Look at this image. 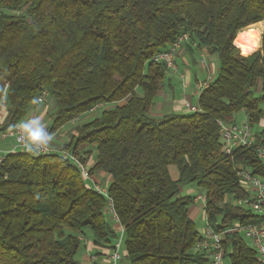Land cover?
<instances>
[{"label":"trees","instance_id":"1","mask_svg":"<svg viewBox=\"0 0 264 264\" xmlns=\"http://www.w3.org/2000/svg\"><path fill=\"white\" fill-rule=\"evenodd\" d=\"M264 21V0H0V131L20 123L47 92L53 136L103 103L78 125L61 149L94 146L92 175L105 173L128 264H205L194 247L201 233L190 215L194 196L206 191L205 214L217 231L234 221L264 224V216L229 203L244 198L239 171L264 173L255 147L223 151L220 120L243 110L262 125L264 144V32L261 47L243 54L234 41ZM219 57L215 78L197 109L153 115L169 68L153 57L177 35ZM263 136V139L261 138ZM171 165L178 167L175 178ZM97 194L76 165L59 152L5 154L0 162V264H80L81 236L110 249L118 237ZM231 264H257L256 252L238 233L223 242Z\"/></svg>","mask_w":264,"mask_h":264},{"label":"built area","instance_id":"2","mask_svg":"<svg viewBox=\"0 0 264 264\" xmlns=\"http://www.w3.org/2000/svg\"><path fill=\"white\" fill-rule=\"evenodd\" d=\"M185 43H195L191 40L188 32H183L177 35L175 41L165 50L157 53L153 60L164 62L169 69L177 70L176 56L178 51ZM208 84H203L201 89L207 87ZM7 90L8 84L5 85L0 102V119L3 107L7 105ZM47 92L44 91L38 98L37 103L41 104L45 101ZM106 105L99 103L94 105L87 113H96ZM196 110V109H194ZM74 119L72 122L76 121ZM220 138L223 151L231 154L234 149L239 147H255L257 157L264 163V144L257 142V137L260 134L259 129L249 122V117L246 115L245 120L241 123L236 120H220ZM6 138L14 137L17 146L21 151L28 152L34 155H46L53 152H59L62 157L77 166L82 176L89 181L92 189L106 199L105 213L120 225V235L115 239L113 246L104 253V264H119L123 258L124 233L125 229L120 224L116 213L113 199L109 192V184L107 182H99L94 179L91 173V166L80 159L73 151L65 149H56L51 147L50 139L45 140V136H50L49 128L43 130L42 137L36 140H30L29 127L22 128L21 124H17L8 131L2 132ZM263 139V136H261ZM28 146L33 148L28 150ZM5 154L0 150V162L3 161ZM241 185L247 196L244 198H235L234 206L248 211L252 214L264 216V173L255 172L252 168H243L239 171ZM204 199L203 194H197L193 198V204H198ZM234 232L241 234L247 244L256 252L258 259L257 264H264V224L259 223H242L234 221L221 231L215 230L207 221L204 231L201 233L194 250L196 253L203 255L207 260L205 264H225L227 257L224 247V240L227 233ZM84 236L81 239L84 241ZM91 264H98L97 256L91 257Z\"/></svg>","mask_w":264,"mask_h":264},{"label":"crops","instance_id":"3","mask_svg":"<svg viewBox=\"0 0 264 264\" xmlns=\"http://www.w3.org/2000/svg\"><path fill=\"white\" fill-rule=\"evenodd\" d=\"M258 23L264 24V21H260ZM241 32H239V34ZM259 45L261 47V42ZM176 64L177 70H168L167 79L158 93V97L153 109V115L156 117H163L165 115L174 113L185 114L193 112L194 109H197L198 99L201 92L203 91V89H201L202 85L209 84V82H211L217 75V72L219 70V57L217 54L210 53L206 48H202L196 43H185L177 53ZM47 109V106L41 107V104L31 105L25 116L21 119L19 124L25 122L29 123L30 140L41 138L43 130L51 124L47 123L45 120L49 115ZM241 111L245 114L246 117V113L243 110ZM2 120L3 117H1L0 122ZM31 121H37V123H31ZM259 126L261 127L262 125ZM65 138L66 137H64L63 139ZM56 140L57 139L55 135L51 140L53 148L61 149L64 143L59 144L58 142H56ZM0 150L4 154H7L9 152L19 151L20 148L17 146L14 137L6 138L0 131ZM80 151L82 152V155L87 158V163L92 166L95 162V147L86 145L83 146ZM178 175L179 172L177 173L175 178H177ZM93 177L99 182L107 183H109L110 179L107 174L99 172L94 173ZM181 190L182 193L184 191L183 194H186V189L183 190V188H181ZM188 193L193 196L197 195L192 187H190ZM190 210L195 211L194 204L190 206ZM111 220L113 221V225L114 227H116L117 232H119L120 225L116 223L112 218ZM106 252L107 249L100 248L93 243L92 236L90 233H88L87 235H85L82 244V252L80 253V257L78 259L80 261V264H91V257L93 255H96L98 264H104V253ZM124 254L125 252H123L122 260L124 259ZM227 259H229V264H231L229 257L225 258V264H227ZM125 264H128L127 260Z\"/></svg>","mask_w":264,"mask_h":264},{"label":"rangeland","instance_id":"4","mask_svg":"<svg viewBox=\"0 0 264 264\" xmlns=\"http://www.w3.org/2000/svg\"><path fill=\"white\" fill-rule=\"evenodd\" d=\"M258 49V48H257ZM256 49V50H257ZM255 51V50H254ZM40 105V104H38ZM48 107V118L45 119L47 123H51L52 122V119H53V114H54V109L52 107V102L51 100L50 101H44L43 103H41V107ZM30 108V107H29ZM263 108H264V103H263ZM100 112H96V113H85L84 115L80 116L76 121L74 122H69L67 123L63 128L59 129L58 132H56L53 136H50L51 139H50V145L51 147L52 144H51V140L52 138L56 135V142H58L59 144L60 143H64L67 144L70 139H71V134L72 133H77L76 132V127L84 122H87L89 121L90 119H92L93 117L97 116ZM158 118H161V117H158ZM235 120L236 122L238 123H241L245 120V114L242 112V111H239L235 114ZM256 128L260 129L261 127L258 126V125H255ZM64 137H66L65 139H63ZM170 170H171V173L172 175L175 177L178 173V167L176 165H171L170 166ZM190 187H192L194 189V192L196 194H203L204 195V199L202 201H200L198 204H194L195 205V211L193 210H190V215L192 216V218L195 220L196 224H197V227H198V230L200 233L203 232V229L205 228L206 226V215H205V210H204V207H205V199H206V191L204 189H201V188H198L196 186H192V185H186L183 188L186 189V194H189L188 193V190L190 189ZM184 193V191H183ZM229 203L231 204H235L236 202V199L232 196H228L227 199H226ZM193 204V203H192ZM109 220L111 222H113L111 220V218H109ZM118 233V236L120 235V232H117ZM123 252H125V247L123 248L122 250ZM82 252V247L78 253V258L80 257V253ZM126 260L125 258L123 260L120 261L119 264H125ZM226 263L229 264V259L226 260Z\"/></svg>","mask_w":264,"mask_h":264},{"label":"bare ground","instance_id":"5","mask_svg":"<svg viewBox=\"0 0 264 264\" xmlns=\"http://www.w3.org/2000/svg\"><path fill=\"white\" fill-rule=\"evenodd\" d=\"M264 30L263 23H254L249 25L236 37L234 43L240 47L243 54H249L258 48L261 42V34Z\"/></svg>","mask_w":264,"mask_h":264},{"label":"clouds","instance_id":"6","mask_svg":"<svg viewBox=\"0 0 264 264\" xmlns=\"http://www.w3.org/2000/svg\"><path fill=\"white\" fill-rule=\"evenodd\" d=\"M31 123H37V121H31ZM21 127H22V128H27V127H29V123H27V122L22 123V124H21ZM44 139H45V140H49V139H51V137H50V136H45ZM28 150H29V151H32L33 148H32L31 146H28Z\"/></svg>","mask_w":264,"mask_h":264}]
</instances>
